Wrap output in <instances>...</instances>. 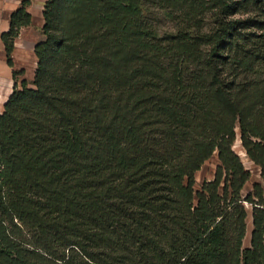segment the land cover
I'll use <instances>...</instances> for the list:
<instances>
[{"label": "trees", "instance_id": "1", "mask_svg": "<svg viewBox=\"0 0 264 264\" xmlns=\"http://www.w3.org/2000/svg\"><path fill=\"white\" fill-rule=\"evenodd\" d=\"M30 5L0 36V264H264V0H47L33 80Z\"/></svg>", "mask_w": 264, "mask_h": 264}, {"label": "rangeland", "instance_id": "2", "mask_svg": "<svg viewBox=\"0 0 264 264\" xmlns=\"http://www.w3.org/2000/svg\"><path fill=\"white\" fill-rule=\"evenodd\" d=\"M37 1V0H36ZM40 3H42V0H39ZM47 1V0H46ZM22 0H0V18L4 19V23L2 24H7V19L8 16L15 11L18 7H20ZM32 4V0H31ZM33 16V15H32ZM148 19L150 23H152L156 28H158L159 35L165 38L170 37L171 34H175L178 30V27L176 25V22L174 19L168 15V12L164 9H161L157 6L153 7L149 14H148ZM10 21V18H9ZM9 27L3 26L2 27V32L8 30ZM6 29V30H4ZM22 33L29 39L35 40L36 42H39L41 40L45 39V34L43 32V26L40 27L36 25L34 19H32V23L28 26L22 27L21 29ZM1 32V33H2ZM19 38V36H18ZM16 39V41L18 40ZM4 58H5V50H4ZM37 60V59H36ZM28 65V63H27ZM33 67V63L31 64ZM28 67V66H27ZM37 68V67H36ZM19 69V68H18ZM36 71V69H35ZM30 69V73H31ZM35 76V73L31 74H24L23 76L20 77V79L26 78L28 80H33ZM0 94H4V88H1ZM2 99V96L0 95V101ZM3 110L0 109V113ZM240 138H238L235 141L234 144V149L236 152L240 155L245 167L249 169L252 173V178L249 183H247L246 187L243 190V197L246 195L248 191L252 189V185L254 182L262 181L261 176H260V169L258 166H256L248 156H243L242 155V148L240 146L235 147V145H238ZM241 142V140H240ZM219 164L218 156L217 153L213 155V157L206 161V163L202 166V168L198 171L197 173V182H196V187L197 189L202 188V184L204 181H209L213 180L214 174L216 171V168ZM247 209H248V217H247V233L244 239V247L248 248L251 247V234L253 230V220H252V208L249 204L246 203Z\"/></svg>", "mask_w": 264, "mask_h": 264}, {"label": "crops", "instance_id": "3", "mask_svg": "<svg viewBox=\"0 0 264 264\" xmlns=\"http://www.w3.org/2000/svg\"><path fill=\"white\" fill-rule=\"evenodd\" d=\"M40 3L39 0H32V4L29 6V11L33 15V19L36 25L42 27L44 25V17H43V9L46 0H42ZM12 14V13H11ZM11 14L8 16L7 24L4 23V19L0 18V36L2 27H9L10 21L9 18ZM6 30V29H4ZM37 42L35 40H31L27 38L22 31L20 32L19 38L16 41V47L14 51V61L15 68H23L25 70V74L35 73V69L37 67V57L35 55V46ZM28 63V65H27ZM33 63V67H31ZM28 66V67H27ZM31 69V73H30ZM12 68L7 64L4 58V45L0 37V90L4 88V94H0L2 99L0 101V109H4V103L8 99L10 93L12 92V88L14 85V79L12 74Z\"/></svg>", "mask_w": 264, "mask_h": 264}, {"label": "bare ground", "instance_id": "4", "mask_svg": "<svg viewBox=\"0 0 264 264\" xmlns=\"http://www.w3.org/2000/svg\"><path fill=\"white\" fill-rule=\"evenodd\" d=\"M238 146H240V147L242 148V155H243V156H247V153H246L245 149L243 148V146H242L240 140H239V142H238V145H235V147H238Z\"/></svg>", "mask_w": 264, "mask_h": 264}]
</instances>
